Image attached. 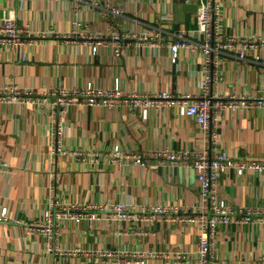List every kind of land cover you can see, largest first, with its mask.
Segmentation results:
<instances>
[{"label":"crops","instance_id":"crops-1","mask_svg":"<svg viewBox=\"0 0 264 264\" xmlns=\"http://www.w3.org/2000/svg\"><path fill=\"white\" fill-rule=\"evenodd\" d=\"M216 1L225 33L264 39V0ZM205 2L0 0V25L12 14L22 28V41L0 42V87L19 85L48 101L63 88H81L89 81L114 87L116 79L125 91L198 94L206 74L205 54L182 48L174 56L169 39L179 32L202 37L198 14ZM108 3L122 6L123 14H114ZM185 3H196L198 8L183 10L182 16L177 10ZM161 28L167 39L155 44L128 40L119 52L114 44H102L95 51L80 36ZM73 31L78 32L66 36ZM213 68L220 92L264 95V42L248 50L246 58L238 51H225ZM49 102L0 105V159L10 167L0 172V208L9 211L0 220V264H118L115 255L102 252L140 248L188 254L182 263L151 257L143 264H198L200 227L192 222L165 217L131 222L109 219L103 211L100 219L81 221L55 216L53 239L47 230L33 228L34 221L46 219L47 211L74 203L124 202L136 207L166 203L197 211L200 202L193 167L159 164L151 158L141 165L130 158L116 160L113 154L116 148L142 152L165 146L201 147L204 136L193 116L182 115L174 106L151 109L147 118L128 105L112 109L75 104L61 112ZM55 119L64 124L57 148ZM218 146L235 158L264 161V104L251 110H225ZM218 187L236 207L264 205V172L230 171L221 175ZM139 229L142 234L136 233ZM211 264H264V223L221 224Z\"/></svg>","mask_w":264,"mask_h":264},{"label":"built area","instance_id":"built-area-1","mask_svg":"<svg viewBox=\"0 0 264 264\" xmlns=\"http://www.w3.org/2000/svg\"><path fill=\"white\" fill-rule=\"evenodd\" d=\"M192 1V0H188ZM114 14H123L122 6H115L108 3ZM198 19V31L202 34L200 38H191L183 32L169 39L171 52L178 56L182 48L201 50L206 56L204 65L205 77L202 91L198 94L190 92L172 93L168 90L154 92L125 91L116 79L114 87L97 85L89 81L84 87L73 89L63 88L55 92L52 97L44 100L35 96L32 90L23 89L19 85L7 84L0 87V105L10 103L40 102L52 103V106L59 107L63 112L70 105L75 104H103L107 108H116L121 105H128L134 110L142 112L145 118L148 117L151 109H162L174 106L182 115L193 116L204 136V144L201 147L174 148L170 146L148 149L142 152L125 151L116 148L113 152L116 160L130 158L135 164L146 165L148 159H154L159 164L183 165L193 167L197 172L200 188V202L198 210L194 211L187 205H174L166 203L143 204L142 206H131L124 202L112 203H74L56 212H48L43 221H34V227H40L50 233L53 239L54 217H69L77 221L84 218L100 219L101 212H106L109 219L123 218L127 221H155L158 218H166L172 221L198 224V264H211L212 257L217 247L218 228L221 224L227 223H264V205H246L236 207L223 198L219 192V179L221 175L235 171L244 175L249 169L264 172V161L258 158H235L225 149L218 146L219 126L223 112L227 109L251 110L256 106L264 104V95L246 94L239 95L236 92L222 93L218 90L219 77L213 68L219 64L221 54L227 50L238 51L239 57L246 58L247 51L257 47L264 42L260 36H238L225 33L220 24L219 6L216 0H206L202 5ZM21 27L16 25L14 16L11 14L5 17V22L0 25V42L9 41L12 43L22 41ZM163 32H162V31ZM78 31L67 33L66 36H74ZM165 30L159 31H137L114 29L112 32H84L81 38L86 43H91L95 51L99 50L102 44H114L119 52L126 41L136 40L141 44L159 43L165 40ZM30 37V36H29ZM34 37V36H31ZM156 38V39H155ZM32 39V38H31ZM259 57V55H257ZM61 119H55L54 134L56 141L54 148H57V136L63 133ZM60 148V147H59ZM61 150V148L59 149ZM8 163L0 159V172L7 171ZM9 216L8 207L0 208V220ZM142 234L143 230H136ZM103 255L118 258V264H143L151 257H164L173 259L176 263H182L188 257L183 251L158 250V249H135L122 251H103Z\"/></svg>","mask_w":264,"mask_h":264},{"label":"water","instance_id":"water-1","mask_svg":"<svg viewBox=\"0 0 264 264\" xmlns=\"http://www.w3.org/2000/svg\"><path fill=\"white\" fill-rule=\"evenodd\" d=\"M196 8H198V5L196 3H185V4L181 5V6H179V10H177V12L180 15L184 16L182 14L183 10H188V9H194L195 10Z\"/></svg>","mask_w":264,"mask_h":264}]
</instances>
